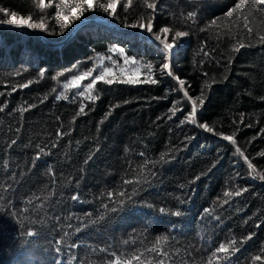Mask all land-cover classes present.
Here are the masks:
<instances>
[{
  "label": "trees",
  "instance_id": "1",
  "mask_svg": "<svg viewBox=\"0 0 264 264\" xmlns=\"http://www.w3.org/2000/svg\"><path fill=\"white\" fill-rule=\"evenodd\" d=\"M147 2L0 0V264H264V5Z\"/></svg>",
  "mask_w": 264,
  "mask_h": 264
},
{
  "label": "snow or ice",
  "instance_id": "2",
  "mask_svg": "<svg viewBox=\"0 0 264 264\" xmlns=\"http://www.w3.org/2000/svg\"><path fill=\"white\" fill-rule=\"evenodd\" d=\"M41 2L43 3V0H41ZM65 3H67V0H65ZM145 3H146V6H147V8H149V9H154V7H155V5L153 4V3H148L147 2V0H145ZM257 3H259V4H261V5H264V0H257ZM85 5H87V7H88V9H92L93 8V6H94V0H82V3L81 4H79V5H77V7H73L72 9H71V13H72V15L73 16H77L78 15V12H77V8H83ZM107 7L109 8V9H115V7H116V4H113V3H109L108 5H107ZM239 7V6H238ZM193 14L192 13H189V16H192ZM62 19H63V21H64V23H68V17L67 16H64V17H62ZM247 18L245 17V20H246ZM4 23H7V24H9V25H16V26H20V27H24V26H27V27H32V28H43L44 26H43V24H39V25H33V24H31V23H27V22H25V21H23L22 19L19 21V23H17V20H16V18L13 16V17H11V18H9V19H7V20H5L4 21ZM213 23H215V21H213ZM133 27H140L141 29H146V31L147 32H149V33H152L153 32V28H152V25H151V23L149 22L147 25H145L144 23H140V24H138V25H132ZM245 27L247 28V23H245ZM163 33H168L169 31H170V29L169 28H167V27H165V28H163L162 30H161ZM248 31H251V29H248ZM175 35L177 36V37H183V36H186L187 35V33H185V32H181V31H178V32H176L175 33ZM156 39L157 40H160V36L159 35H157L156 36ZM162 43L164 44V47L167 49V50H172L173 48H174V45L172 44V43H167L166 41H162ZM241 47H243V45H240ZM235 50H239L238 48L237 49H235ZM120 52H121V54H123V50L121 49L120 50ZM126 63L128 62L127 60L125 61ZM133 64H135L136 63V61H131ZM146 67L149 69V70H151V65L150 64H148V65H146ZM137 71H138V69H137ZM112 73H111V69H108V70H106V72H103V73H99V74H97V75H95L94 77L92 76V70H88V71H85V72H83L82 74H79V75H75V76H73V78H72V81H71V85H72V87H79L80 85H81V83H82V81H84L85 79H88L89 77H91L92 79H91V82L89 83V84H87L86 85V89L87 90H91V89H93L94 87H95V84H96V82H98V81H103V82H105V83H108V84H112V83H114V82H116L115 80H113V79H106V76L107 75H111ZM161 74L162 75H168V76H173V72H172V68H171V63L170 62H165V63H163L162 65H161ZM41 75H43V73H41ZM61 75H63V73H61ZM174 79L176 80V81H178V83H179V86L183 89V87H184V81L183 80H181L179 77H174ZM127 82L128 83H139V82H151V83H153V84H155V83H157L158 81L156 80V79H151L150 81H141L140 80V78H139V76H135V77H129V79L127 80ZM29 83H31V82H29ZM24 86H27V85H24ZM81 95H83V92L81 93ZM184 96H186V97H188V99L192 102V107H191V111H190V113H189V116H188V119L192 122V123H196V117H197V108H196V102H195V100H192V98L190 97V96H188V93L185 91L184 92ZM89 99H96V97H94V96H89ZM197 99H199L200 100V103L202 104L204 101H203V93L201 94V96L200 97H197ZM79 111L82 113V112H84V107L82 106L80 109H79ZM172 112H173V114H175V111H176V109H175V106L173 107V109L171 110ZM201 128H205V129H207L208 131H212V129L211 128H209L208 127V125L207 124H203V123H201L200 125H199ZM58 135H59V133H58ZM225 140H229V141H231L233 144H235V140L233 139V137L232 136H224L223 137ZM236 151L237 152H240V149L239 148H237L236 149ZM241 155H243V153H240ZM164 159V156L162 155L161 156V160H163ZM249 167L251 168L252 166L251 165H249ZM252 171H253V173H255V169L253 168L252 169ZM261 179H264V176H262L261 177ZM128 183H131V181H128ZM246 190V189H245ZM120 195L121 196H123L124 195V193H120ZM224 195L225 196H231V195H240V191H236V192H234V193H232V192H225L224 193ZM76 197H74V199H75ZM160 211H164V209H160ZM176 215H180V213L179 212H177V213H175ZM28 235H33V233H31V232H29L28 233ZM163 239H166V237H163ZM232 243L233 244H235L236 242L235 241H232ZM218 251H221V252H227L228 251V249L223 245V244H221L220 246H219V248L217 249ZM138 259V258H137Z\"/></svg>",
  "mask_w": 264,
  "mask_h": 264
},
{
  "label": "rangeland",
  "instance_id": "3",
  "mask_svg": "<svg viewBox=\"0 0 264 264\" xmlns=\"http://www.w3.org/2000/svg\"><path fill=\"white\" fill-rule=\"evenodd\" d=\"M109 61H111V64L108 66L107 65V57H102L100 60V65H98L99 69L103 70L101 73L106 72V70L111 69V75H107V77H116V76H125V77H135L138 76V71L136 70L135 64L130 63V62H125L123 60L122 63L117 62L115 59H112L110 57H108ZM128 61V60H127ZM79 75V74H78ZM90 79V77L88 78ZM88 79H85L84 81H82L81 85L79 87H81V89L84 90V88H86V85L88 84L87 81ZM71 81L72 78L65 83L66 86H72L71 85Z\"/></svg>",
  "mask_w": 264,
  "mask_h": 264
}]
</instances>
